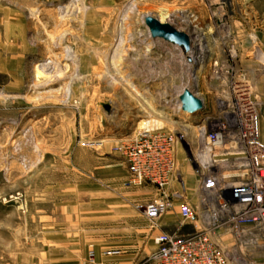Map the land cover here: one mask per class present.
<instances>
[{
    "label": "rangeland",
    "instance_id": "rangeland-1",
    "mask_svg": "<svg viewBox=\"0 0 264 264\" xmlns=\"http://www.w3.org/2000/svg\"><path fill=\"white\" fill-rule=\"evenodd\" d=\"M162 12L190 36L194 62L149 36L143 16ZM256 66L264 75V0H0V264H49L61 251L55 241L94 222L112 196L132 195L136 212L152 201L155 191L132 185L115 151L147 121L176 133L185 192L197 204L211 170V154L201 164L197 150L234 119V104L257 111ZM185 89L203 111L180 110ZM223 143L214 159L230 161L222 149L231 140ZM216 171L223 182L242 177ZM179 189L173 181L168 192ZM231 237L222 243L244 259Z\"/></svg>",
    "mask_w": 264,
    "mask_h": 264
},
{
    "label": "built area",
    "instance_id": "built-area-1",
    "mask_svg": "<svg viewBox=\"0 0 264 264\" xmlns=\"http://www.w3.org/2000/svg\"><path fill=\"white\" fill-rule=\"evenodd\" d=\"M233 120H226L218 133H206L203 149L197 158L204 163L209 155L211 170L199 182L197 204L186 196L183 174L178 168L176 133L160 121L148 128H139L120 141L115 151L134 186H147L155 191L152 201L138 204L151 228L173 208L170 184L179 185V219L193 226L188 234L161 233L154 238L157 249L149 256L152 264H238L219 237L264 232V145L259 140L258 115L251 103L241 101L232 107ZM229 129H237V133ZM229 159L216 160L217 149ZM215 166L214 164H218ZM215 168V170H214ZM220 168L239 171L236 182L221 181ZM252 237H254L252 235ZM257 240V239H256ZM255 240V241H256ZM92 262V252H89Z\"/></svg>",
    "mask_w": 264,
    "mask_h": 264
},
{
    "label": "crops",
    "instance_id": "crops-1",
    "mask_svg": "<svg viewBox=\"0 0 264 264\" xmlns=\"http://www.w3.org/2000/svg\"><path fill=\"white\" fill-rule=\"evenodd\" d=\"M252 97L258 102L259 140L264 145V75L262 68H254L249 74ZM226 105L230 101L228 93L223 92ZM184 150L177 146L176 159L182 172ZM183 173V172H182ZM154 190V189H153ZM198 191V190H197ZM176 193L173 208L159 220L155 228H151L142 214L135 210V197L126 195L125 199L112 196L110 203L101 205L94 222L85 220L78 229L70 230L61 248L55 247L54 257L49 264H152L149 256L157 249L154 238L161 233L188 234L193 232V226L183 224L179 219L180 199ZM186 196L194 204L187 193ZM88 224L89 227H88ZM89 233V235H88ZM252 235L254 237H252ZM229 235L219 237L220 241L232 240ZM257 239V240H256ZM256 240V241H255ZM239 248H244L246 254L238 264H264V232H254L239 238ZM92 252V262L89 252Z\"/></svg>",
    "mask_w": 264,
    "mask_h": 264
},
{
    "label": "water",
    "instance_id": "water-1",
    "mask_svg": "<svg viewBox=\"0 0 264 264\" xmlns=\"http://www.w3.org/2000/svg\"><path fill=\"white\" fill-rule=\"evenodd\" d=\"M144 23L152 39H159L178 47L186 56V60L192 62L189 57L191 52V40L186 33L176 30L170 24L160 23L151 16L145 17ZM177 102L180 104V110L188 115H194L204 110L202 100L194 96L187 89L180 94Z\"/></svg>",
    "mask_w": 264,
    "mask_h": 264
},
{
    "label": "bare ground",
    "instance_id": "bare-ground-1",
    "mask_svg": "<svg viewBox=\"0 0 264 264\" xmlns=\"http://www.w3.org/2000/svg\"><path fill=\"white\" fill-rule=\"evenodd\" d=\"M148 15L146 14V15H144L143 16V20L145 19V17H147ZM170 18H172V16H170V15H168V13H165V12H162L161 14H160V18L158 19L159 20V22L160 23H167L168 24V21H170L169 19ZM188 32V31H187ZM188 35V34H187ZM189 36V35H188ZM190 37V36H189ZM202 39V38H201ZM191 40V39H190ZM195 41V40H194ZM199 43L197 44V46H198V48H200V47H202V40H199L198 41ZM201 51V50H200ZM206 54V53H205ZM193 54H191V52H190V54H189V57H190V59H191V61L192 62H194V58H193V56H192ZM203 57V56H202ZM206 57V56H205ZM195 80V79H194ZM146 123V125H148L146 128H148V127H151V126H153V125H155V124H158L157 123V121H153V122H150V121H147V122H145Z\"/></svg>",
    "mask_w": 264,
    "mask_h": 264
}]
</instances>
